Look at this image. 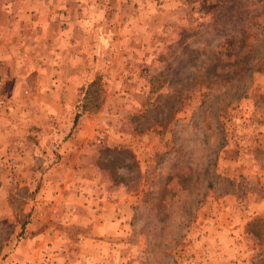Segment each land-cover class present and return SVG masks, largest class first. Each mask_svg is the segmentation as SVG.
Segmentation results:
<instances>
[{
	"label": "rangeland",
	"instance_id": "obj_1",
	"mask_svg": "<svg viewBox=\"0 0 264 264\" xmlns=\"http://www.w3.org/2000/svg\"><path fill=\"white\" fill-rule=\"evenodd\" d=\"M14 3L0 0V45L11 53L15 38L3 31L12 19L25 20L20 11H5ZM189 3L191 10L170 2L176 11L148 14L160 23L150 22L149 39L159 36L161 45L150 46L158 56L151 73L144 67L136 77L144 91L108 96L101 82L85 92L84 113L97 119L86 145L97 147L86 148L81 164L92 161L105 184L136 196L132 213H123L131 220L121 222L117 260L103 252L92 264H264V0ZM0 112L21 117V110ZM29 131L8 142L0 136V264L36 260L22 245L29 206L14 198L45 196L60 176L67 180L65 196H79L76 156L64 159L70 168L61 170L53 149L33 163L36 176L19 170L21 144L26 152L39 144ZM101 132L106 141L97 143ZM53 166L58 169L47 173ZM70 232V250L85 248L81 230ZM91 239L96 252L104 238ZM81 253L88 257L86 249Z\"/></svg>",
	"mask_w": 264,
	"mask_h": 264
},
{
	"label": "crops",
	"instance_id": "obj_2",
	"mask_svg": "<svg viewBox=\"0 0 264 264\" xmlns=\"http://www.w3.org/2000/svg\"><path fill=\"white\" fill-rule=\"evenodd\" d=\"M14 1V5L5 6V11H20L25 20L14 18L3 31V35L12 34L16 45L12 53L4 44L0 45V109L21 110V117L12 120L9 114L0 112V136L8 142L13 135L22 136L30 130L31 139L39 142L31 144L27 152L21 144L19 170H29L36 176L33 163L37 157L45 160L55 149L61 155V161L57 162L61 170L70 168L64 159L76 156L79 163L76 175L80 181L75 186L78 197L65 196L67 180L60 176V181L55 180L45 190V196L14 198L15 203L29 206L28 219L22 228L25 236L22 245H28L26 251L36 258L31 264H53V260L55 264H92L93 256L103 252L105 256L109 253V261H115L116 240L124 228L121 222L131 220L129 214L124 217L123 213L133 210L136 196H131L120 184H105L98 165L92 161L81 164L84 156L80 155L86 148L97 147L86 145L94 139L97 119L95 114L84 111L73 127L76 105L94 77L101 78L108 96L125 89L144 91V84H138L136 77L146 71L151 73L158 56L150 53V46L161 45L159 36L156 40L149 39V31L159 28L160 23L151 22L148 14L171 11L176 6L170 2L189 10L193 4L190 0H36L28 5H22V0ZM144 67L148 69L145 71ZM76 126L78 132L73 133ZM57 169L58 166H53L47 173ZM28 184L33 185L30 181ZM73 228L81 230L79 238L83 239L78 242L85 243L82 250L89 252L84 260L79 257L81 248L75 246L76 249L70 250ZM93 237L104 238L96 252Z\"/></svg>",
	"mask_w": 264,
	"mask_h": 264
},
{
	"label": "trees",
	"instance_id": "obj_3",
	"mask_svg": "<svg viewBox=\"0 0 264 264\" xmlns=\"http://www.w3.org/2000/svg\"><path fill=\"white\" fill-rule=\"evenodd\" d=\"M100 83H101V78L100 77H94L86 86L85 88V91L83 92L80 100H79V103L76 105V109H77V112L74 116V120H73V127L76 125L77 121H78V118L80 116V114L84 111H86L88 108H87V105H86V102H84V99H85V92L88 91L90 89V87H93V86H100Z\"/></svg>",
	"mask_w": 264,
	"mask_h": 264
},
{
	"label": "built area",
	"instance_id": "obj_4",
	"mask_svg": "<svg viewBox=\"0 0 264 264\" xmlns=\"http://www.w3.org/2000/svg\"><path fill=\"white\" fill-rule=\"evenodd\" d=\"M104 138H105V133L101 132V133L97 134L95 140L97 143H100L104 140Z\"/></svg>",
	"mask_w": 264,
	"mask_h": 264
}]
</instances>
